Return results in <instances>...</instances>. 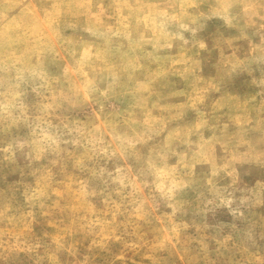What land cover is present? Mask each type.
<instances>
[{
  "label": "rangeland",
  "instance_id": "rangeland-1",
  "mask_svg": "<svg viewBox=\"0 0 264 264\" xmlns=\"http://www.w3.org/2000/svg\"><path fill=\"white\" fill-rule=\"evenodd\" d=\"M0 264H264V0H0Z\"/></svg>",
  "mask_w": 264,
  "mask_h": 264
}]
</instances>
